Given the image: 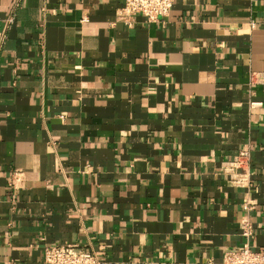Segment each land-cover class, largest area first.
I'll return each instance as SVG.
<instances>
[{
	"label": "crops",
	"instance_id": "crops-1",
	"mask_svg": "<svg viewBox=\"0 0 264 264\" xmlns=\"http://www.w3.org/2000/svg\"><path fill=\"white\" fill-rule=\"evenodd\" d=\"M122 4L0 0V264H222L243 216L264 247V0ZM242 149L247 186L222 168Z\"/></svg>",
	"mask_w": 264,
	"mask_h": 264
},
{
	"label": "built area",
	"instance_id": "built-area-1",
	"mask_svg": "<svg viewBox=\"0 0 264 264\" xmlns=\"http://www.w3.org/2000/svg\"><path fill=\"white\" fill-rule=\"evenodd\" d=\"M175 0H123V4L116 10L115 20L131 26L137 16L146 21H157L165 17ZM14 9L8 13L5 24L8 27L13 23ZM86 21V17L82 18ZM253 104V103H250ZM250 153L247 149L239 150L232 160L224 161L223 172L229 179L241 185H248L251 171L249 170ZM18 180V173L8 181L14 185ZM245 208L251 207L250 202ZM239 234L242 243L236 249L225 251L222 264H264V247L252 245L255 229L249 217L243 216L238 221ZM44 264H104V261L91 249L77 248L71 244L44 245L42 249Z\"/></svg>",
	"mask_w": 264,
	"mask_h": 264
}]
</instances>
